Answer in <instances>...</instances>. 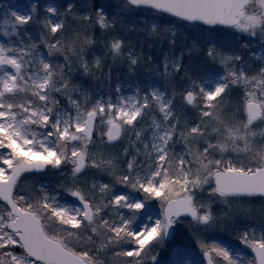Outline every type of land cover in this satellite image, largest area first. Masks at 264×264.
I'll list each match as a JSON object with an SVG mask.
<instances>
[{"label": "snow or ice", "instance_id": "1", "mask_svg": "<svg viewBox=\"0 0 264 264\" xmlns=\"http://www.w3.org/2000/svg\"><path fill=\"white\" fill-rule=\"evenodd\" d=\"M0 264H264V0H0Z\"/></svg>", "mask_w": 264, "mask_h": 264}]
</instances>
